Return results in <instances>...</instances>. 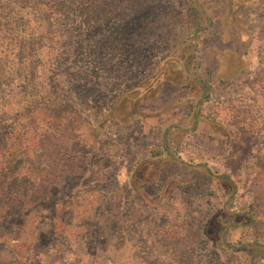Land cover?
Wrapping results in <instances>:
<instances>
[{"label": "rangeland", "instance_id": "rangeland-1", "mask_svg": "<svg viewBox=\"0 0 264 264\" xmlns=\"http://www.w3.org/2000/svg\"><path fill=\"white\" fill-rule=\"evenodd\" d=\"M188 2L86 25L50 0H0L1 107L68 105L79 134L68 154L82 174L37 206L29 264H82L55 234L57 203L78 196L94 218L85 264H264V0H200L211 23L192 79L169 64L151 88L161 60L190 49L175 20ZM25 221L0 224V264H22L10 242Z\"/></svg>", "mask_w": 264, "mask_h": 264}, {"label": "trees", "instance_id": "trees-1", "mask_svg": "<svg viewBox=\"0 0 264 264\" xmlns=\"http://www.w3.org/2000/svg\"><path fill=\"white\" fill-rule=\"evenodd\" d=\"M166 1L170 0H50L49 11L76 10L86 25L102 20L107 23L109 20H111L110 23L115 20L114 22L121 24L129 19L135 11L134 9L129 10L133 5L139 7L140 10H147ZM53 2L55 3L52 4ZM75 4L77 7H72ZM188 7L192 11L188 10ZM229 9L231 13L232 8ZM173 18L174 16H170V19ZM175 20L182 27V33H188L189 37L185 40L184 45L190 46V49H187L186 52L183 49L177 55L164 57L160 63L159 74L151 80V88L161 84L169 64L173 68L180 67L183 74L188 76L187 70L190 71V65L199 59L198 54L194 53L195 46L199 45V37L204 35L211 23V17L200 0H189L186 7L182 8L181 15ZM195 38L198 42H195ZM183 58L185 64L182 63ZM192 77L189 78L192 79ZM193 80L197 89H200L203 95H207L210 87L207 86L206 88L209 89H205L198 80ZM222 83L227 84L226 82ZM151 88L143 87L140 91L145 93ZM51 104L54 107H48L47 110L45 102H40V104L38 102L32 111L27 110L28 112L25 114L22 110L19 113V110L15 111L14 108L6 110L0 105V224L21 216L26 218L10 242L12 251L22 264H29L34 248L39 242L37 206L51 199L52 185L62 179L64 173L82 174L68 154L69 148H71L70 139V144H73L79 137L78 127L74 124L75 118L66 115L68 105ZM21 116L24 122L18 125L16 123L22 120ZM10 117H13L14 120L11 123L8 120ZM168 133L169 130L166 132V139ZM166 150L169 152L168 145ZM159 154L162 158L166 157L162 152ZM153 164L155 165L156 162L151 163V168H153ZM218 180L228 183L227 185L233 192L237 189L235 182L227 175H220ZM80 198L81 196H78L72 201L66 200L57 203L54 209L56 212L55 234L59 239L67 242L74 249L72 253L75 257H81L82 264H85V259L90 258V253L87 252L86 236L92 231L90 222L94 218L92 210L84 211V207L79 210V206L76 204H79ZM85 218H88L89 221L84 222ZM248 218L250 223H253L254 215L249 214ZM231 225L237 226L234 222H231ZM242 246L245 249L251 248L252 245L243 244Z\"/></svg>", "mask_w": 264, "mask_h": 264}]
</instances>
